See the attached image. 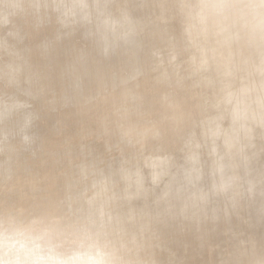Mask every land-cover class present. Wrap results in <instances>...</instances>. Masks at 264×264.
Here are the masks:
<instances>
[{"label": "clouds", "instance_id": "clouds-1", "mask_svg": "<svg viewBox=\"0 0 264 264\" xmlns=\"http://www.w3.org/2000/svg\"><path fill=\"white\" fill-rule=\"evenodd\" d=\"M0 264H264V0H0Z\"/></svg>", "mask_w": 264, "mask_h": 264}]
</instances>
